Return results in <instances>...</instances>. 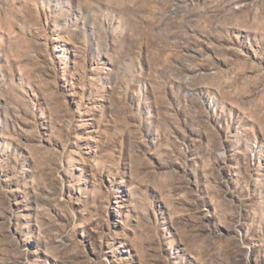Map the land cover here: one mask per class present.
Segmentation results:
<instances>
[{"label": "rangeland", "instance_id": "obj_1", "mask_svg": "<svg viewBox=\"0 0 264 264\" xmlns=\"http://www.w3.org/2000/svg\"><path fill=\"white\" fill-rule=\"evenodd\" d=\"M0 264H264V0H0Z\"/></svg>", "mask_w": 264, "mask_h": 264}]
</instances>
